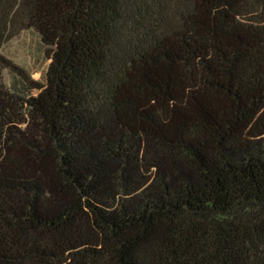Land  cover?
Masks as SVG:
<instances>
[{
    "label": "trees",
    "instance_id": "16d2710c",
    "mask_svg": "<svg viewBox=\"0 0 264 264\" xmlns=\"http://www.w3.org/2000/svg\"><path fill=\"white\" fill-rule=\"evenodd\" d=\"M0 264H264V0H0Z\"/></svg>",
    "mask_w": 264,
    "mask_h": 264
},
{
    "label": "rangeland",
    "instance_id": "374dc122",
    "mask_svg": "<svg viewBox=\"0 0 264 264\" xmlns=\"http://www.w3.org/2000/svg\"><path fill=\"white\" fill-rule=\"evenodd\" d=\"M2 53L14 64L24 69L31 77L44 81V75L50 63L46 55L40 34L34 29H25L7 41ZM4 81L14 89L21 85L19 76L11 69L3 71Z\"/></svg>",
    "mask_w": 264,
    "mask_h": 264
}]
</instances>
